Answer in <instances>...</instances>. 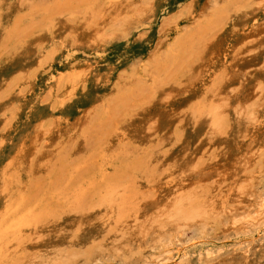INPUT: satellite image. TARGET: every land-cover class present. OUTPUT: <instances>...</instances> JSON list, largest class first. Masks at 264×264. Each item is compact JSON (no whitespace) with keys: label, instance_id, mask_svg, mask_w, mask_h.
<instances>
[{"label":"rangeland","instance_id":"1","mask_svg":"<svg viewBox=\"0 0 264 264\" xmlns=\"http://www.w3.org/2000/svg\"><path fill=\"white\" fill-rule=\"evenodd\" d=\"M258 6L257 0H0V189L2 179L12 191L6 205L0 195V264H169L180 249L186 264H203V252L208 264H226L245 251L259 254L264 226L240 239L237 230L228 232L233 213L208 214L201 233H177L161 247L147 238L139 249L132 243L120 251L113 242L158 202L156 187L175 158L183 164L191 150L204 153L200 142L209 144L211 155L196 161L199 180L208 161L228 150L235 110L246 90L264 95V77L241 72L227 93H215L227 79L219 77L210 93L192 94L161 130L153 123L135 142L120 139L122 128L133 135L134 124L162 115L168 99L179 94L182 103L185 97L174 92L195 76L212 41ZM86 37L93 43L79 47ZM254 103L246 113L257 117ZM211 110L222 118L208 126L203 115ZM23 148L25 158L4 176ZM249 157L245 170L260 199L264 153ZM109 199L116 214L106 231L91 235ZM27 214L38 223L30 221L18 237L11 226Z\"/></svg>","mask_w":264,"mask_h":264},{"label":"bare ground","instance_id":"2","mask_svg":"<svg viewBox=\"0 0 264 264\" xmlns=\"http://www.w3.org/2000/svg\"><path fill=\"white\" fill-rule=\"evenodd\" d=\"M257 3L259 6L254 11L248 12L238 22L229 26L227 34L212 41L205 58L199 62V69L197 68L195 76L192 74L186 80L187 85L185 88L174 92L181 93L185 97L182 100L183 104L178 103L179 98H182L179 94L178 97L174 96L175 98L168 99L166 102L168 105L162 115L157 114V118L154 120V116H156L154 112L147 114L149 118L145 121L146 125L135 123V128L131 129L133 135L128 134L122 128V138L120 139L126 140L125 142L127 140L135 142L136 138L133 137L147 134L146 128L153 123L155 124L153 130L158 132L163 128V125H166L168 120L170 121L171 116L169 114L178 113L177 111H180L182 106L191 101L192 94L194 98L201 93H210L211 87L219 77L227 76V79H223L224 84H221L215 93H227L228 83L239 78L241 72L250 78L264 77L262 76L264 74V7L261 6L264 5V0H257ZM78 40V45L82 48L93 43L92 37ZM199 58H201V55ZM68 77L71 78L72 75ZM66 83H68V80ZM246 91L245 99L242 100L241 106L234 113V127L233 131L229 133L230 139L227 141L228 150L225 153L223 152L221 156L219 155L214 163L208 161V165H205L200 171L201 177L199 180L195 178L199 168L196 161L198 162L199 158L211 155L212 149L206 151V149L211 148L208 147L209 144L200 142L198 148L204 150V153L191 150L188 152L187 162L185 159L183 164L178 157L175 158L172 162L173 167L169 169L164 179L156 187L159 196L157 198L158 202L154 207L147 210L146 214L142 215L143 217H140L141 220H138L137 223H131L129 227L118 231L113 240L114 245H117V249L114 247L115 250L125 248L132 243L136 244L139 249L147 238L150 239V242H153L154 246L161 247L164 241L170 240L177 233L184 236L187 231L192 229L200 231L206 220L205 216L208 214L220 218L223 215L233 213L228 232L237 230L236 234H242L240 239L251 236L264 226V196L259 199L255 189L257 184L248 179L245 170V166L251 165L253 161H244L245 157H259L264 153V95L249 93V90ZM259 99L260 101H258ZM214 101L217 102L216 105L222 103L219 97L215 98ZM254 102L260 108L259 112L256 111L257 108L254 107L255 109H253L256 111L257 117H254L255 112L252 113L251 110L249 114L246 113V110ZM213 112L212 110L208 111L207 117L203 115L207 119L208 126L209 124H215L216 121L222 118L221 116L214 117ZM237 136L242 137L243 146L241 142L239 144V141H237ZM24 156L25 151L23 148L17 156V166L13 163L8 165V170H6L4 176L14 172L22 158H25ZM252 157H249V160ZM245 174L247 178H244ZM1 183L3 187L0 189V195L5 198L4 204L6 205L12 191L4 190L10 189L6 180L1 179ZM195 188L202 191L195 194L193 193ZM205 197L206 199H204ZM113 201L109 199L108 202L102 204L99 218L95 225L92 224L93 226L90 229L91 235L103 233L109 228L110 217L116 214ZM33 216L27 214L26 217L23 216L25 218L19 219V222L13 223L14 225L11 227L14 234L20 237L23 234V229H28L33 221L38 223V218ZM116 217L118 218V216ZM18 218L16 219L18 220ZM152 232L155 236L153 239L149 236ZM181 253V249L175 251L169 256L167 262L169 264H186L188 260ZM208 256H210L209 253L205 252L199 255L203 260V264L209 263ZM263 260L264 249L259 254L253 255V257L250 256L249 251H245L235 261L226 264H261Z\"/></svg>","mask_w":264,"mask_h":264}]
</instances>
